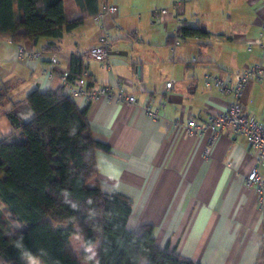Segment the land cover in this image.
Wrapping results in <instances>:
<instances>
[{
	"label": "crops",
	"instance_id": "1",
	"mask_svg": "<svg viewBox=\"0 0 264 264\" xmlns=\"http://www.w3.org/2000/svg\"><path fill=\"white\" fill-rule=\"evenodd\" d=\"M143 1L99 0L100 9L113 4L117 13L100 22L84 18L58 39L12 43L0 38V88L9 85L8 98L0 105V139L11 132L7 113L32 120L27 95L63 88L60 75L69 72L70 56L84 55L92 86L120 85L136 99V104L103 97L87 101L71 96V86L63 89L79 110L86 108L90 134L105 146L96 152L100 189L132 201L126 228L151 225L158 248L174 249L198 264H264V205L244 182L257 151L230 126L215 134L187 128L189 120L203 124L233 101L231 94L205 86V75L264 65V48L247 44L264 39V3L182 0L177 8V0H171V7L153 10ZM63 6L67 20L84 17L75 0H63ZM162 9L167 13L158 14ZM14 14L18 20L17 0ZM183 23L208 35L179 38L171 54L169 47ZM104 31L110 40L101 63L84 52ZM18 46L26 53L40 52L42 58L20 54ZM168 81H173L170 89ZM241 103L244 113L264 125V81L248 82ZM147 104L154 116L144 111ZM259 170L264 175V163Z\"/></svg>",
	"mask_w": 264,
	"mask_h": 264
},
{
	"label": "trees",
	"instance_id": "2",
	"mask_svg": "<svg viewBox=\"0 0 264 264\" xmlns=\"http://www.w3.org/2000/svg\"><path fill=\"white\" fill-rule=\"evenodd\" d=\"M75 3L84 17L69 21L63 0H17L16 20L14 0H0V38L58 39L100 11L99 0ZM207 35L184 23L177 28L180 39ZM85 71L84 55L72 54L68 79ZM8 90L3 83L0 105ZM26 101L32 120L23 122L9 111L11 132L0 139V202L23 224L9 233L0 219V264H25L26 257L43 264H198L174 249L158 248L151 225L126 228L132 201L100 189L96 152L105 146L92 138L86 108L79 110L63 88L33 90ZM73 236L84 246L79 251L71 245Z\"/></svg>",
	"mask_w": 264,
	"mask_h": 264
},
{
	"label": "built area",
	"instance_id": "3",
	"mask_svg": "<svg viewBox=\"0 0 264 264\" xmlns=\"http://www.w3.org/2000/svg\"><path fill=\"white\" fill-rule=\"evenodd\" d=\"M264 3V0H261ZM182 4V0H177L175 6L179 8ZM118 11L116 5L104 6L93 17L96 22H100L105 15H115ZM167 11L162 9L158 14H165ZM109 34L104 31L98 39V42L88 48L84 54L97 62L103 63L106 60L109 49ZM180 43V39L176 37L169 47L171 54L174 53L176 46ZM249 46L258 45L264 48V39L255 38L247 42ZM20 54L26 53V51L18 46ZM28 57L33 59H41L42 54L40 52L26 53ZM195 61V58L192 59ZM43 73L47 74L49 78L54 76L52 71L44 70ZM62 87L64 90L72 87L71 96L82 97L87 101H93L98 98L113 99L116 102H127L130 104H136V99L133 95H127L120 85H100V86H87L88 74L85 71L80 77L68 79V73L63 72L60 75ZM250 81H264V65L253 64L238 73H219L217 75L207 74L204 77L205 86H214L221 93L231 94L233 101L223 111L212 114L203 124H199L196 121L189 120L187 128L189 132L202 133L210 131L215 134L219 129L225 126H230L236 134L246 137L250 145L257 151L255 164L252 169L247 173L245 177V185L254 189L257 200L260 205H264V175L260 173V165L264 163V125L258 122L254 116L243 112L241 95L244 86ZM173 85V81L166 83V88L170 89ZM144 111L151 116L154 114L151 111L150 104L145 105Z\"/></svg>",
	"mask_w": 264,
	"mask_h": 264
},
{
	"label": "rangeland",
	"instance_id": "4",
	"mask_svg": "<svg viewBox=\"0 0 264 264\" xmlns=\"http://www.w3.org/2000/svg\"><path fill=\"white\" fill-rule=\"evenodd\" d=\"M205 0H199L198 3L199 4H203ZM209 1V0H207ZM171 0H144L142 4H144V6H146L147 8H151V9H161L163 7H171ZM91 185V184H90ZM0 219H2L4 221L5 224V229L7 232H12L14 230V228H20L21 226H23L22 223L14 220L9 212L4 208L3 204L0 202ZM71 245L74 249H76V251H79L80 249L78 248V243L76 240V237H72L71 239ZM23 263L25 264H43L38 258L35 257H26L23 260ZM86 264V263H85Z\"/></svg>",
	"mask_w": 264,
	"mask_h": 264
}]
</instances>
